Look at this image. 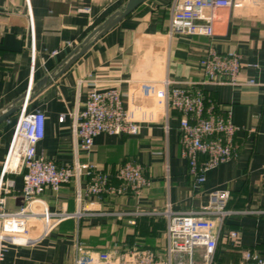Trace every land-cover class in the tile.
Segmentation results:
<instances>
[{"label":"crops","instance_id":"0c3cea01","mask_svg":"<svg viewBox=\"0 0 264 264\" xmlns=\"http://www.w3.org/2000/svg\"><path fill=\"white\" fill-rule=\"evenodd\" d=\"M125 1L0 0V112L30 84L48 75ZM253 1L241 7L215 8L214 33L206 37L170 35L173 0H146L50 84L29 95L25 111L39 108L46 116L36 155L57 165L87 163L110 172L129 160L142 165L150 182L137 198L131 193L100 199L84 195L85 176L72 179L56 192L44 190L41 198L52 211L73 213L82 208L83 213L63 218L45 235H40V223H31L29 235L36 240L7 248L5 264H73L76 243L91 251L150 248L163 259L166 220L126 212L165 206L178 212L197 210L209 203L210 193L216 189L229 191V208L253 212L226 218L212 264H239L245 249L264 255V0ZM208 46L239 53L242 67L234 83L203 82L198 60ZM163 78L175 86L201 87L207 102L215 104L219 112L228 111L239 128L237 156L207 170L197 187L180 155L179 114L170 111L164 115L152 99L141 98L137 91L141 82ZM91 87L118 88L138 122V133L98 134L89 151L80 149L72 125ZM19 113L20 109L0 123V170ZM61 114L64 118L59 121ZM12 177L15 192L6 197L8 210L22 202L21 177ZM231 229L238 232L236 244L226 239ZM194 264H204L200 249L194 253Z\"/></svg>","mask_w":264,"mask_h":264},{"label":"built area","instance_id":"2783aa9c","mask_svg":"<svg viewBox=\"0 0 264 264\" xmlns=\"http://www.w3.org/2000/svg\"><path fill=\"white\" fill-rule=\"evenodd\" d=\"M253 0H173L168 25L169 34L180 33L211 37L215 8L241 7ZM85 11L89 7L84 8ZM209 13H206V11ZM52 53H56L55 51ZM198 66L203 82L234 83L242 67L236 51L220 52L208 46L199 58ZM220 78V79H219ZM141 98H150L164 115L170 111L179 114L178 128L180 155L187 161L188 175L194 185L200 186L207 170L235 158L239 151L236 140L238 127L229 112H219L215 104L205 100L201 87L175 86L167 78L146 80L137 85ZM64 115L58 117L62 121ZM45 113L36 108L26 112L20 109L15 132L6 159L0 170V264L10 246H27L36 238L29 235L31 223L41 224V234L50 232L65 217H80L79 208L73 213L52 211L41 194L46 189L54 192L72 179L86 177L84 195L97 199L131 193L136 198L150 182L142 165L124 161L106 171L94 164L73 163L57 165L53 160L35 154L36 144L45 134ZM139 125L131 108L116 87H91L83 107L75 115L72 131L78 138V147L89 151L98 134L135 135ZM20 176L19 191L22 202L15 210L6 209V197L14 194L15 180ZM82 194L77 192V200ZM228 190L216 189L210 193L209 203L197 210L178 212L168 206L163 209L126 212L134 216L162 217L166 220L165 252L163 259L150 248L132 247L124 252L85 250L76 243L73 264H194L196 249L202 251L204 264H212L225 220L229 215L250 210L228 207ZM226 239L236 244L237 230H228ZM239 264H264V255L251 249L242 252Z\"/></svg>","mask_w":264,"mask_h":264},{"label":"water","instance_id":"95a60500","mask_svg":"<svg viewBox=\"0 0 264 264\" xmlns=\"http://www.w3.org/2000/svg\"><path fill=\"white\" fill-rule=\"evenodd\" d=\"M146 0H126L123 6L106 17L96 26L78 45H76L55 68L42 79L30 84L26 91L19 96L10 107L0 112V123L8 119L15 111L22 109L30 99L31 93L39 92L45 85L50 84L53 79L61 75L73 62L83 55L91 45L104 33L114 27L119 21L130 14L135 8Z\"/></svg>","mask_w":264,"mask_h":264},{"label":"trees","instance_id":"16d2710c","mask_svg":"<svg viewBox=\"0 0 264 264\" xmlns=\"http://www.w3.org/2000/svg\"><path fill=\"white\" fill-rule=\"evenodd\" d=\"M205 100L207 101V98L206 97H205ZM147 217H149V218H157V217H154V216H147Z\"/></svg>","mask_w":264,"mask_h":264}]
</instances>
